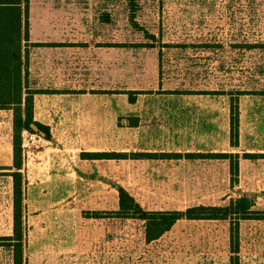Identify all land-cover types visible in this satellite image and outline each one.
<instances>
[{
	"label": "rangeland",
	"instance_id": "rangeland-1",
	"mask_svg": "<svg viewBox=\"0 0 264 264\" xmlns=\"http://www.w3.org/2000/svg\"><path fill=\"white\" fill-rule=\"evenodd\" d=\"M27 29L33 112L48 96L57 114L38 118L49 141H21L24 264H264V221L240 222L232 253L233 222L181 220L147 245L107 218L119 189L147 211L244 196L264 212V0H29ZM11 199L0 169L4 220ZM13 234L0 223V264Z\"/></svg>",
	"mask_w": 264,
	"mask_h": 264
},
{
	"label": "trees",
	"instance_id": "trees-1",
	"mask_svg": "<svg viewBox=\"0 0 264 264\" xmlns=\"http://www.w3.org/2000/svg\"><path fill=\"white\" fill-rule=\"evenodd\" d=\"M28 1L0 0V110L13 112L12 166L8 168L13 178V238H5L12 252V264H24L22 253L21 224V141L22 133L28 132L49 141L50 129L33 119V94L25 83L23 43L28 42ZM138 156V155H137ZM155 155H141L151 158ZM170 157V156H168ZM193 158L194 155H187ZM244 158L253 159L254 155ZM119 210L122 219H135L143 223V238L148 244L161 238L181 220L205 222H229L234 224L237 252L238 225L243 221H264V212L253 211L248 197L231 200L226 206H195L185 212H146L123 189H119ZM232 229V228H231Z\"/></svg>",
	"mask_w": 264,
	"mask_h": 264
},
{
	"label": "crops",
	"instance_id": "crops-1",
	"mask_svg": "<svg viewBox=\"0 0 264 264\" xmlns=\"http://www.w3.org/2000/svg\"><path fill=\"white\" fill-rule=\"evenodd\" d=\"M51 99L52 98H49L48 96H41L39 99L38 98L34 99L33 119L35 121L39 122L40 124H44V123H42L38 119L39 117L45 118V117H50V116H56V114H57V112L55 111V106L56 105L54 103V100H51ZM0 114H4V112L0 110ZM6 114H7V116H9V118H8L6 124H5L7 127H3V129L5 128V129H7V131H8V129H9V131H11V127H12L11 126L12 111L11 110H7ZM44 125H46L47 127L50 126L49 124H44ZM5 153L9 154L10 160L8 159V161L2 162L1 159H0V169H2V170L3 169L7 170L8 168H10L12 166L11 165L12 164V146H11L10 142H8V136H6V134H3L1 139H0V155H3ZM133 159L139 160L140 157H137V155L136 156L133 155ZM43 196H46V195H43ZM10 202H11V204H10L11 206H10L9 209H10L11 219L8 220V217L5 220L0 218V223L5 221L7 224H10V227H13V200L11 199ZM6 210H7L6 213L8 214V208ZM118 210H119V203L117 204V209L115 211L110 212L109 217H107V218H109V220H118V221H123V222H128V221L138 222V223L141 224L142 230H143V223L141 221H138V220H135V219H122L116 214L118 212ZM143 210H145V209H143ZM145 211L146 212H170V211H147V210H145ZM142 235H143V232H142ZM142 238H143V236H142ZM161 238H159L158 240L153 241L151 243H148V244L144 241V238H143V243L147 244V245H150V244H153V243L159 241Z\"/></svg>",
	"mask_w": 264,
	"mask_h": 264
},
{
	"label": "built area",
	"instance_id": "built-area-1",
	"mask_svg": "<svg viewBox=\"0 0 264 264\" xmlns=\"http://www.w3.org/2000/svg\"><path fill=\"white\" fill-rule=\"evenodd\" d=\"M1 137H2V133H1V127H0V139H1ZM22 140H23L22 148H26L29 145H32V144L37 143L39 141L44 142V140L42 138L38 137L35 134L28 133V132L22 133Z\"/></svg>",
	"mask_w": 264,
	"mask_h": 264
}]
</instances>
